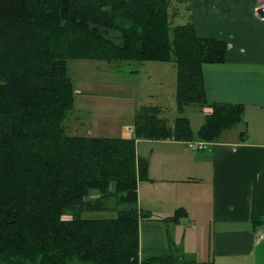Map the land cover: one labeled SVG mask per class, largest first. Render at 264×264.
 I'll return each mask as SVG.
<instances>
[{
	"label": "trees",
	"instance_id": "16d2710c",
	"mask_svg": "<svg viewBox=\"0 0 264 264\" xmlns=\"http://www.w3.org/2000/svg\"><path fill=\"white\" fill-rule=\"evenodd\" d=\"M172 2L0 0V264H213L173 252L139 257L140 220L176 223L184 212L153 218L138 209L148 162L136 140L190 141L183 113L197 106L212 109L198 138L215 142L243 113L207 102L202 67L223 63L228 45L198 37L190 21L171 26ZM71 60L173 64L178 116L144 106L132 139L69 136Z\"/></svg>",
	"mask_w": 264,
	"mask_h": 264
},
{
	"label": "crops",
	"instance_id": "0c3cea01",
	"mask_svg": "<svg viewBox=\"0 0 264 264\" xmlns=\"http://www.w3.org/2000/svg\"><path fill=\"white\" fill-rule=\"evenodd\" d=\"M177 1L185 10L176 18L192 22L198 37L228 45L223 63L202 67L207 102L241 105L243 113L217 141H204L211 144L207 151L189 150V141L136 140L137 157L148 162L147 177L137 184L138 209L153 218L184 212L176 223L140 220L139 257L167 256L176 247L173 253L188 262L264 264V240L259 239L264 230V21L257 13L264 0ZM167 64L143 62L132 72L136 77L144 68L151 75L147 105L139 104L138 89L131 85L129 91L124 82L114 89L75 90L74 104L81 96L77 111L86 120L81 136L77 131L71 136L132 139L139 108L159 107L166 118L168 110L177 114L176 103L172 106L176 71ZM108 67L98 63L90 70L106 76ZM103 106L116 114L105 113Z\"/></svg>",
	"mask_w": 264,
	"mask_h": 264
},
{
	"label": "rangeland",
	"instance_id": "374dc122",
	"mask_svg": "<svg viewBox=\"0 0 264 264\" xmlns=\"http://www.w3.org/2000/svg\"><path fill=\"white\" fill-rule=\"evenodd\" d=\"M184 6L181 5V3L177 0H173L172 2V9L171 13L173 15V19L171 21V26H176L179 24H185L183 21V18L178 19L176 18L178 14H184L183 13ZM180 11V13H179ZM83 44V42H80L78 44ZM98 63H102L104 65H108L109 63L106 62H98L93 60H71L68 62V74L71 77L75 90L84 91L87 89L89 85H94L96 88L104 87L107 89H114V86L116 83L121 84V82L127 83L129 91H131L130 86L133 85L135 87L134 92L136 89H138L137 95L135 93V99L139 102V104L147 105L149 101V97L147 96L146 92V84L152 83L150 80H148L147 73H145V69H141V74L139 76H134L133 71H136L140 65L138 62H121V63H111L109 64L111 69V72H106L105 74L98 73V72H91V67L93 65H97ZM169 67H172L174 71H176L175 66L171 63H168ZM171 69V68H170ZM88 78H91L90 84H88L87 80ZM133 92V93H134ZM149 92V91H148ZM76 94V93H75ZM82 101V97L77 95L76 97V104H74V110L70 114V116L67 117L65 120V126L67 127L71 122H76V124L69 125L66 129V134L71 136L73 132L77 131L78 135L82 133V125L85 123L86 116L84 115L83 111H77L79 104ZM107 103V101H102V104ZM108 104V103H107ZM169 104V101H168ZM173 109L175 106V97L172 102ZM76 107V108H75ZM126 108V107H124ZM103 111L107 114H116V109L112 107H104ZM212 111V109H211ZM211 113V112H209ZM208 113V114H209ZM72 115V116H71ZM177 114L172 111L168 110V114L166 115L168 120L170 121L171 117H175ZM205 115H207V109L206 107H197V106H188L185 108L183 116H185L190 125V133H191V140L192 142H197L200 140L198 138V131L201 127V125L204 122ZM170 116V117H169ZM80 127V128H79ZM112 202L108 203V206H111ZM112 217L113 214H87L86 217ZM173 249V252H176V247H171ZM74 264H83L74 262Z\"/></svg>",
	"mask_w": 264,
	"mask_h": 264
},
{
	"label": "built area",
	"instance_id": "2783aa9c",
	"mask_svg": "<svg viewBox=\"0 0 264 264\" xmlns=\"http://www.w3.org/2000/svg\"><path fill=\"white\" fill-rule=\"evenodd\" d=\"M257 12L260 16V19L264 21V4H261L258 7ZM210 146H211V144H209L208 142H204V141H197V142L189 141V142H187V147L191 151H207V150H209ZM259 239L264 240V230L259 235Z\"/></svg>",
	"mask_w": 264,
	"mask_h": 264
}]
</instances>
